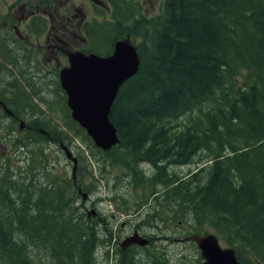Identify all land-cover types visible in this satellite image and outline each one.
I'll use <instances>...</instances> for the list:
<instances>
[{
  "label": "trees",
  "instance_id": "obj_1",
  "mask_svg": "<svg viewBox=\"0 0 264 264\" xmlns=\"http://www.w3.org/2000/svg\"><path fill=\"white\" fill-rule=\"evenodd\" d=\"M109 1L112 22L100 25L99 34L84 27L92 38L84 52L107 56L128 37L140 64L109 113L119 143L99 153L126 170L133 193L147 187L134 211L150 203L157 217L166 208L167 219L186 224L184 238L210 227L240 264H264V0H163L151 19L120 5L133 2ZM9 93L24 97L17 86ZM68 111L66 125L94 147ZM37 122L31 125L48 134L35 132L39 141L62 143L61 131ZM202 151L207 167L184 177L168 173L167 165L191 164ZM114 152L121 154L110 159ZM23 163L33 175L35 167ZM75 181L66 190L53 180L35 187L0 168V264H43L45 257L49 264H95V248L109 243L112 231L74 206L79 189L90 192ZM117 197L119 212L129 215L126 198ZM130 249L116 250L118 264H138Z\"/></svg>",
  "mask_w": 264,
  "mask_h": 264
},
{
  "label": "rangeland",
  "instance_id": "obj_2",
  "mask_svg": "<svg viewBox=\"0 0 264 264\" xmlns=\"http://www.w3.org/2000/svg\"><path fill=\"white\" fill-rule=\"evenodd\" d=\"M124 1L133 2L129 7L121 3L124 11L132 8L136 18L143 16L147 19L160 14L163 2V0ZM99 2V5H96L90 0H0V97L6 98L11 103L12 109L28 125L39 121L43 126L47 125V128L56 129L53 131H61L64 136L62 143L77 159V170L73 177V164L66 159L60 149L59 141L54 142L50 139L39 141L35 132L18 131V123L10 121L4 115L0 116V168L6 166L10 172L14 170L16 175H19V183L25 181L35 187H44L53 180L57 188L66 190L68 184L76 178V181L89 189L87 202L83 203L81 197L76 194L78 199L75 207L81 213L94 209L97 213L95 218L97 223L101 227L108 226L112 231L110 242L95 248V264H118L116 250L134 230L150 240L148 249L141 247L130 249L129 254L132 255L135 263L162 264L166 261V264H202L203 259L197 247L192 242L182 241L186 236V224L167 219L166 208L156 212L157 217H155L150 203L138 212L134 211L135 203L139 201L142 193H148L147 187L137 188L136 193H133L126 170L120 166H110L99 153V149L94 146L95 149L82 135L76 134L74 128L66 125V96L60 87L55 63L50 62L51 54L46 41L50 31H55L61 25L54 22V18L62 11V7H65V3L77 15V19L81 18L77 10L82 13L84 21L82 29L87 25L90 33L93 31L99 34V26H106L112 22L113 16L110 1L99 0ZM6 19L9 22L8 28L5 26ZM11 25L19 29L25 41L22 42L13 35ZM74 27L76 26L70 25V29L74 30ZM73 30L68 32L69 37L66 36V41L72 50L84 52L92 47V38H89L84 31L76 34ZM53 35L51 34V37ZM137 42L138 40H135L134 43ZM105 43L101 42L102 46H110ZM102 46L98 49L101 50ZM66 64V60H61L59 68ZM16 86L23 90V98L9 93L14 91ZM20 145L24 148L19 147ZM29 153L32 160L27 161ZM206 153L199 152L193 159L194 162L188 165H167L168 173L184 177L189 172L193 173L197 169L207 167L210 162L204 159ZM120 154L114 152L110 155V159H115ZM200 158H203L201 162H199ZM119 160L120 157L118 162ZM23 161L35 167L33 175L25 172ZM142 166L145 168L146 178H151L153 176L150 174L151 170L147 165ZM73 192L76 191L69 190L68 193L72 195ZM114 195L116 199L112 203L109 199ZM117 196L126 198L127 206L131 211L129 215L119 212L122 209L120 204L122 201L117 199L119 198ZM205 233L216 235L210 227H205L203 234ZM216 236L220 238L221 247L228 246L223 238ZM151 253L154 257H151ZM43 257L39 254L40 259ZM43 264H49L46 257Z\"/></svg>",
  "mask_w": 264,
  "mask_h": 264
},
{
  "label": "water",
  "instance_id": "obj_3",
  "mask_svg": "<svg viewBox=\"0 0 264 264\" xmlns=\"http://www.w3.org/2000/svg\"><path fill=\"white\" fill-rule=\"evenodd\" d=\"M67 59L68 66L59 72V83L66 95L70 117L85 131L97 149L103 152L110 151L118 145L119 139L116 129L109 121V113L120 87L138 71L140 60L137 49L126 37L113 44L112 53L108 56L73 51L67 54ZM0 105L3 103L0 102ZM6 113L11 114L9 110H6ZM24 126L25 123L21 121L19 128L23 129ZM38 131L48 136L42 129ZM60 149L66 159L72 162L74 177L77 159L63 143H60ZM77 193L82 202L89 198V195L80 189ZM87 217H97L96 211L87 210ZM188 239L195 243L199 250L203 259L202 264H240L234 248L221 247L214 234L192 235ZM148 244L147 238L134 232L127 236L119 247L122 249L134 245L147 247Z\"/></svg>",
  "mask_w": 264,
  "mask_h": 264
},
{
  "label": "flooded vegetation",
  "instance_id": "obj_4",
  "mask_svg": "<svg viewBox=\"0 0 264 264\" xmlns=\"http://www.w3.org/2000/svg\"><path fill=\"white\" fill-rule=\"evenodd\" d=\"M90 1L92 3H96V5H99L98 4L99 0L98 1L97 0H90ZM67 5L68 4L65 3V7H62L63 8L62 11H60L59 15L56 18H54V22H58L61 25L55 31L54 30L50 31V33H49L50 35L48 36L47 41H46L48 50H49V52L51 54L50 55V58H51L50 62L53 61V63H55L54 67L58 71V78H59L60 70L62 68H64V67L68 66L67 54L71 53L73 51H80V50H72L70 48L68 42L66 41V38H67L66 36L69 37V33L68 32L70 30H73V29H70V25H75L76 26V27H74L75 29L73 30V32L76 33V34L82 33L83 29H84V28L82 29L84 21H83V15L80 12V10H77V11L80 14L81 18L77 19V15L74 14L72 12V9H70L69 5L68 6ZM5 21H6L5 22V26H7L6 28H8L9 27V22L7 21V19ZM52 21H53V19H52ZM74 22H76V23L73 24ZM11 31L13 32V35H15L16 37L20 38L22 42L25 41V40H23V39H25V37L20 35L19 29L17 27H15V25H11ZM51 34H54V35L51 37ZM61 60H66L67 64L65 66L59 68ZM65 100H66V98H65ZM0 102L3 103V105H0V116L4 115L10 121H12V122H14L16 124L18 123V126H19V123L21 121H23L20 118L19 114L15 110H12V108L8 107V105H7L8 101L6 100V98L0 97ZM11 107H12V105H11ZM6 110H9L11 112V114L10 115L7 114ZM18 131H20V132H23V131H27L28 132V131H30V132H36V133L38 132L39 133L38 127H32L31 125H28L27 122L25 123V126L23 127V129L21 130L19 128ZM40 134L44 135L42 133H40ZM45 137H48V136L45 135ZM134 232H137V231L134 230L133 233ZM134 247H137V246L136 245L135 246H130V248H134ZM128 248H125V249H122V250H126ZM133 261H134V259H133Z\"/></svg>",
  "mask_w": 264,
  "mask_h": 264
},
{
  "label": "bare ground",
  "instance_id": "obj_5",
  "mask_svg": "<svg viewBox=\"0 0 264 264\" xmlns=\"http://www.w3.org/2000/svg\"><path fill=\"white\" fill-rule=\"evenodd\" d=\"M109 4V3H108ZM51 124V123H50ZM46 127H47V125H45ZM45 128V127H44ZM45 130V129H44ZM48 131H49V129H48ZM76 179V178H75ZM76 182V181H75ZM75 206V205H74ZM156 261V260H155Z\"/></svg>",
  "mask_w": 264,
  "mask_h": 264
}]
</instances>
